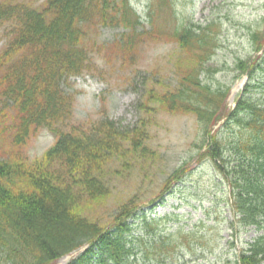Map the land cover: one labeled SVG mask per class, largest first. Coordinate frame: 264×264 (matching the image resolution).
<instances>
[{"label": "trees", "instance_id": "16d2710c", "mask_svg": "<svg viewBox=\"0 0 264 264\" xmlns=\"http://www.w3.org/2000/svg\"><path fill=\"white\" fill-rule=\"evenodd\" d=\"M102 27L123 31L99 43ZM1 29L0 264H58L86 245L69 264H174L181 249L193 250L194 239L212 245L208 239L216 236L206 232L207 222H200L201 232L169 231L174 215L147 217L141 195L120 200L104 222L95 216L120 178L159 157L151 145L159 112L196 118L203 136L198 161L212 163L227 183L234 224L263 230L235 264H264V101L253 94L264 83L255 79L264 77L261 25L252 33L253 56L239 61L248 80L233 108L228 90H213L204 80L221 23H194L181 16L178 0H148L144 15L131 0H45L37 6L0 0ZM160 43L175 46L170 73L155 71L134 86L136 109L145 115L136 125L74 121L73 78L108 68L131 81L147 46ZM220 122L223 134L215 130ZM41 130L53 133L55 142L31 158L29 145ZM189 171V163L176 168L161 191H171Z\"/></svg>", "mask_w": 264, "mask_h": 264}, {"label": "rangeland", "instance_id": "374dc122", "mask_svg": "<svg viewBox=\"0 0 264 264\" xmlns=\"http://www.w3.org/2000/svg\"><path fill=\"white\" fill-rule=\"evenodd\" d=\"M32 1L37 6L45 0ZM131 1L136 11L144 15L148 0ZM178 10L181 16L194 23H205L208 19H216L221 23L216 54L209 63L212 71L206 73L204 80L213 90H228V105L235 107L248 80L246 74L242 75L239 61L253 56L252 33L260 25L264 28V0H178ZM122 31L117 27H102L96 38L99 43L109 42ZM3 33L4 29H1L0 47L6 42ZM174 48L170 43L147 46L140 59L139 72L137 76L132 75L131 81L118 69L109 71L108 68L104 74H86L73 78V87L69 91L75 93L74 121L81 123L109 118L120 128L136 125L139 118L145 115L136 109L139 94L134 86H138L137 83L144 81V78L151 77L155 71L158 74L166 72L168 75L170 69L167 64ZM255 79L258 82L264 81L261 75L255 76ZM253 94L260 102L264 101V83L262 89ZM156 117L151 145L158 151L159 157L150 167L147 164L120 178L114 184L106 204L96 209V218L104 222L120 200L141 195V207L147 217L152 219L174 215L172 223H168L169 231L183 227L185 230L201 232L204 228L200 222L205 221L209 226L206 231L208 235L216 236L215 239H208L212 241L208 247L199 244L202 240L194 239L193 250L181 249L175 256L174 264H235L240 250L246 249L249 243L263 234V230L254 226L237 228L234 224L227 183L212 163L198 161L203 136L196 118L167 112H159ZM224 123L215 126L220 134L227 131ZM54 142L53 133L41 130L29 145L30 157H41ZM229 148L227 155L231 153ZM185 163H189L190 171L173 185L171 191L168 192V188L162 192L167 177ZM159 193L163 195L161 199L157 198ZM135 222L138 224L140 220L135 219ZM79 253L73 252L61 257L58 264L70 263Z\"/></svg>", "mask_w": 264, "mask_h": 264}]
</instances>
